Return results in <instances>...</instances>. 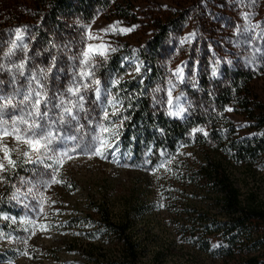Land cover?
<instances>
[{
	"label": "rangeland",
	"instance_id": "rangeland-1",
	"mask_svg": "<svg viewBox=\"0 0 264 264\" xmlns=\"http://www.w3.org/2000/svg\"><path fill=\"white\" fill-rule=\"evenodd\" d=\"M51 1L0 0V62L5 60L4 53L15 38L14 34L10 35V31L17 26L28 25V33L23 39L29 46L30 55H34L36 51L41 52L36 63H47L48 53L43 49L47 48L55 54L58 51V48L52 47L55 44L62 50L59 67L65 71L50 86L53 91L57 88L63 90L70 82L69 69L72 61L68 59L69 56L78 55L89 43L110 44L117 50L110 53L105 68L99 69L96 75L102 81H107L109 73L122 76L120 84L112 89L121 102L119 86L127 80H137L138 83L146 80L151 73L145 62L149 45L166 34L153 79V89L159 86L161 91L150 93L153 110L166 115L167 90L171 80L178 85L172 89L173 97L183 91L180 103L188 107L190 102L192 108L183 119L166 115L168 118L180 122L191 120L196 127L207 130L210 137L209 123L212 119H220L224 114L241 139L254 138L259 134L258 127L239 105L232 104L228 107L233 111L224 110L221 114L216 104L223 90L229 86L232 73L239 70L254 74L251 85L253 93L264 103V60L260 59L261 53L256 52L252 45L244 43L239 34H233L236 25L243 26L245 23L240 16L241 12L253 13L249 18L253 23L264 21V0H256L254 7H247V0L244 4H237L236 0H132L136 18L131 20L116 18L107 10L101 9L92 20L74 16L53 19L54 15L50 12ZM115 21H120L124 27H138L124 35L101 31ZM261 28H264V24ZM261 28H256L253 34L260 33ZM89 31L93 37L101 39L90 40ZM189 34L193 35L189 37ZM182 40L184 43H181ZM210 44L211 51L208 47ZM253 45L264 48V39L254 40ZM133 49L136 51L133 52ZM225 53L228 54L226 59L232 60V65L222 63L218 78H213L211 70L214 61ZM18 55L22 56V53ZM124 56H135L138 61L143 62L140 74L131 70L127 64L124 68L120 67ZM253 57L257 58L256 71L252 70L253 65L246 64V59L250 61ZM76 63L78 64V60ZM114 64L118 66L117 70H114ZM177 66L183 67L188 77H191L192 69H196V88L190 83L182 85L176 81L172 70ZM0 77L7 79L4 74H0ZM91 104L89 100L87 106L91 107ZM121 112L123 113V107ZM123 134L124 127L120 130V140L117 141L119 152L115 159L119 163H113L111 155L107 159L96 156L89 158L87 155H73L72 159L65 157L63 165H58L57 173V179L63 183L52 184L47 188L37 186L39 192L34 189L36 199L42 198L39 193L47 199L43 200L42 213L30 215V219L34 221L31 224L20 219L26 210L15 201L9 202L8 198L13 194L23 198V194L32 187L27 180L22 184L20 177L31 178L33 165L23 163L25 157L22 152L26 150L25 145L17 147L13 137H3L0 143L12 150L10 155L18 166L0 172L5 177L0 180V208L2 214L9 217L5 220L0 216V231L7 234H0V264H89L87 251L92 249L100 256H106L100 258L118 257L121 244L114 236L98 232L99 207L107 208L115 221L121 220L125 212H131V231L139 246L140 264H245L251 257L262 262L260 255L264 232L257 222L247 227L246 234L237 241L233 257L223 255L218 224H212L214 220H221L215 196L208 192L205 182L196 183L186 177L201 164L206 153L212 157L215 152L213 148L200 147L199 132L195 135L194 142L193 137H190L184 147H179L182 154L171 151L165 152L163 156L153 151L149 153L147 158L151 159V165L143 163L146 159L143 152L138 156L132 153V147L124 142ZM126 152L131 153V159L122 157L121 154ZM187 153L191 155H186ZM171 157L175 159H170ZM0 160H3L2 151ZM125 163L138 167L125 168ZM159 164H165L167 168L150 171ZM227 170L243 199L253 195L264 200V162L254 167L232 162L228 164ZM16 174L19 177H14ZM13 178L17 180L11 185ZM28 199L32 200V196ZM161 204L164 206L160 207ZM199 215L205 216L202 217L204 221L212 225L209 251L204 250L205 243L191 238V233L199 225L196 229L183 228L187 216L197 218ZM12 216L17 217L16 221L11 219ZM40 225H46L47 231H42ZM24 228H28V231L25 232ZM217 243L220 246L212 248V244Z\"/></svg>",
	"mask_w": 264,
	"mask_h": 264
},
{
	"label": "snow or ice",
	"instance_id": "snow-or-ice-1",
	"mask_svg": "<svg viewBox=\"0 0 264 264\" xmlns=\"http://www.w3.org/2000/svg\"><path fill=\"white\" fill-rule=\"evenodd\" d=\"M236 3L244 4L245 0H236ZM255 5L256 0H247V7H254ZM252 14L251 12L240 13L245 23L243 26L236 25L233 34H239L244 43L252 45L256 52L261 53L260 59L264 60V48L253 45L254 40L264 39V28H261L264 21L253 23L249 19ZM136 27L138 25L124 27L121 26L120 21H115L101 31L105 33L112 31L113 34L124 35ZM28 28V25H22L10 31V35L14 34L15 38L11 40L7 51L4 53L5 60L0 62V74L7 77V79L0 77V141L5 136H11L17 142V147L20 144L26 146V150L22 152L23 157H25L23 163L33 165L32 175L31 178L20 177V182L23 184L27 180V183L31 184L32 187H29L23 194V198L13 194L8 199L9 202L15 201L16 204L21 205L26 210L25 215L20 219L31 224L34 221L30 219V215L42 213L44 211L43 200L47 199L42 193H39L42 198L36 199L33 195L34 189L39 192L37 186L47 188L52 184L63 183L57 179V173L59 172L58 165H63L65 157L72 159L73 155H87L89 158L96 156L107 159V156L111 155L113 157L112 162L119 163L115 159L117 152H119L117 141L120 140V130L124 127V121L129 117L121 112L123 105L112 91L120 84L122 76L118 73H109L107 81H102L96 75L99 69L105 68L110 53L115 52L116 48L111 47L110 44L94 45L89 43L78 55L69 56L68 59L72 61L69 69L71 72L70 82L63 90L57 88L53 91L50 86L51 82L60 79V73L65 71L59 67L62 50H59L58 45L53 44L52 47L58 48V51L54 54L47 48L43 49L42 51L48 53L47 63L45 65L36 63L41 52L36 51L34 55H30L29 46L23 39L28 33ZM256 28H261V32L253 34ZM192 35L189 34V37ZM88 38L90 40L101 39L100 37H93L90 31ZM32 39L34 40L35 37ZM49 43L52 42L49 41ZM181 43L184 41L182 40ZM208 47L211 51L212 45L210 44ZM132 51L135 52L136 49ZM18 53H22V56ZM213 55L216 54L213 53ZM227 55L225 53L224 56L215 59L211 70L213 78H218V70L222 63L232 65V60L226 59ZM77 60L78 64L76 63ZM256 63V57L250 61L246 59V64L253 65V71H256ZM125 64L137 74L141 73L143 62L138 61L135 56L122 57L120 67L124 68ZM133 65H135L134 68ZM196 74L195 68L192 69L191 77L185 75L181 66L172 70V75L179 84L187 85L190 83L193 88L197 87V83L194 82ZM177 86V83L169 80L166 115L183 119L192 105L188 102V107H184L180 103L181 97L184 96L183 91L173 97L172 89ZM152 91L159 92L161 89L157 86ZM153 99L155 101L156 97L154 96ZM89 100L92 102L91 107L87 106ZM174 100L176 101L175 104L173 103ZM185 101H187V97H185ZM161 104L163 105V101ZM224 110L231 112L234 109L225 106ZM156 131L161 134L164 133V129L161 128L156 129ZM198 132L204 138L209 135L203 127H193L186 135L193 137L194 142ZM180 147L182 148L184 145L181 144ZM0 151L3 152V160H0V172H6L8 168H17V161L10 155L12 150L6 144L0 143ZM151 152L152 148H149L144 153L146 159L143 163L146 165L152 164L151 159L147 158ZM176 152L182 154L179 148L176 149ZM159 153L163 156L165 150L161 148ZM121 155L131 159L130 152ZM186 155L191 154L187 153ZM170 159H175V157ZM4 161L7 163L5 164ZM123 167H138V165L125 163ZM157 168H167V165H156L150 171L155 172ZM4 179L5 177L0 175V180ZM29 196H32V200L28 199ZM163 206V204L160 205V207ZM0 216L5 220L9 219L7 215L2 213ZM11 219L16 221L17 217L12 216ZM40 229L47 231V226L40 225ZM23 230L27 232L28 228ZM0 234L7 235L2 231ZM8 238L11 239V236ZM219 246L218 243L212 244V248Z\"/></svg>",
	"mask_w": 264,
	"mask_h": 264
},
{
	"label": "trees",
	"instance_id": "trees-1",
	"mask_svg": "<svg viewBox=\"0 0 264 264\" xmlns=\"http://www.w3.org/2000/svg\"><path fill=\"white\" fill-rule=\"evenodd\" d=\"M100 9L107 10L114 17L123 20L136 18L132 0H52L50 4L53 19L74 16L92 20ZM165 36L166 34L161 35L160 39L149 45L145 62L148 64L147 70L151 73L146 80L143 83L127 80L118 88L123 114L129 117L124 121V142L131 145L132 153L137 156L141 152H147L149 148H152L153 153H159L161 148L165 152L176 153V149L181 144L188 143L190 136L186 133L196 127L191 120L186 122L172 120L163 113L155 112L151 106L150 93L154 87L157 59ZM114 65V70H117L118 66ZM253 80V73L242 70L233 72L229 86L223 90L216 105L221 114L224 113L225 106L239 105L245 115L258 127L259 134L254 138L241 139L224 114L220 119H212L214 121L211 120L209 123L210 137L204 138L200 135L198 141L202 149L213 148L215 152L212 157L206 153V156L202 157L201 164L192 171V174L186 176L196 183L205 182L208 192L215 196L221 220L219 222L214 220L212 224H218L224 257L234 256L237 241L246 234L247 227L252 226L253 223L257 222L262 226L264 232V200H259L253 195L243 199L241 191L234 185L227 170L228 164L232 162L247 167H254L264 162V103L253 93L251 87ZM158 128L164 129V133L157 132ZM14 177L19 176L16 174ZM15 180L17 179H12L11 185ZM0 213H2L1 208ZM97 215L100 217L98 232L114 236L121 244V252L118 257L100 258L106 256H100L92 249L87 251L89 264H140L139 246L131 231V212H125L123 218L118 221L113 220L104 207L97 209ZM202 217L205 216L199 215L197 218L187 216L183 228L196 229L199 225V228L191 233V238L205 243L204 250L209 251L212 225ZM261 249L260 256L263 259L261 263L253 257L248 258L244 263L264 264V242Z\"/></svg>",
	"mask_w": 264,
	"mask_h": 264
}]
</instances>
